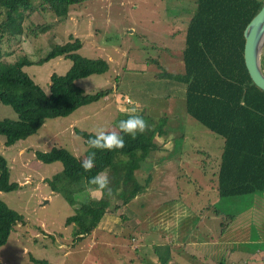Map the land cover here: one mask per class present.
<instances>
[{
  "label": "rangeland",
  "instance_id": "rangeland-1",
  "mask_svg": "<svg viewBox=\"0 0 264 264\" xmlns=\"http://www.w3.org/2000/svg\"><path fill=\"white\" fill-rule=\"evenodd\" d=\"M193 9L192 0H87L71 8L66 21H56L47 12L31 16L24 26L36 30L48 26L44 34L0 45V58L33 61L72 35L81 44L78 55L108 64L106 73L79 79L76 86L84 94L111 90L106 98L65 118L46 120L34 135L12 146L5 147L0 136L9 182L18 185L16 191L0 192V201L23 218L0 247V264H166V260L218 264L228 252L226 241L240 238L241 233L249 240L256 238L264 228V191L217 196L213 175L222 140L186 114L183 99L175 98L182 85L163 77L182 72L184 30ZM69 67L70 61L55 58L23 71L48 94L49 77L64 75ZM260 67L264 74V49ZM121 107L144 110L143 116H149L144 120L152 129L148 119L161 118L157 128L163 133L156 132L157 149L134 173L144 191L126 206L113 202L119 209L103 216L100 227L105 224V230L79 238L74 236V224L65 225L75 211L45 182L60 172L61 165L43 164L33 153L55 147L83 160L85 146L73 130L122 133L118 125L126 119ZM4 119L17 120L10 107L0 104V121ZM73 188L79 205L83 197L77 186ZM82 193L94 198L97 192ZM184 233L185 241L193 245L170 244V236L180 238Z\"/></svg>",
  "mask_w": 264,
  "mask_h": 264
},
{
  "label": "trees",
  "instance_id": "trees-1",
  "mask_svg": "<svg viewBox=\"0 0 264 264\" xmlns=\"http://www.w3.org/2000/svg\"><path fill=\"white\" fill-rule=\"evenodd\" d=\"M84 1L87 0H37L36 3L0 0V45L9 41L19 44L22 38L44 34L48 26L39 30L24 26L31 16L47 12L56 21H66L70 9ZM192 1L194 9L187 19L180 56L182 72L164 74L163 77L182 85L175 98L183 99L186 114L222 140L213 175L217 196L257 195L264 191V92L251 83L242 50L243 30L259 11L263 0ZM80 46L78 39L71 35L65 43L51 47L43 57L33 61L26 57L13 62L0 58V104L10 107L17 118L16 121H0V136L5 147L34 135L46 120L65 118L76 109L111 93V90H105L84 94L76 86L79 79L108 71L106 61L78 55L76 51ZM55 58L70 61V67L64 75L49 77L48 94H45L23 68ZM143 113L144 110L135 112L147 119L149 116L144 117ZM124 118L129 117L125 114ZM148 120L154 129L147 126L135 137L118 133L123 137L124 147L112 150L90 148L87 141L94 139L95 135L73 130L85 146L83 160L90 153H96L95 166L90 171L83 169V160L79 161L62 148L52 147L47 152L33 153L34 158L43 164L61 165L60 172L45 182L51 192L61 195L75 211L65 219V225H75L74 236H88L104 215L119 209L112 205L113 202L119 201L121 206H126L144 191V187L136 182L134 173L148 154L157 149L153 142L156 132L163 133L157 128L161 118ZM104 171L108 174V187L102 195L96 198L88 195L86 198L82 192L97 191L98 187L89 180ZM75 186L83 197L79 205L74 200L76 193L72 192ZM17 189L16 183L9 182L6 162L0 156V192ZM215 212L219 213L218 210ZM224 216L233 220V216ZM22 223V216L0 201V247L5 245L15 226Z\"/></svg>",
  "mask_w": 264,
  "mask_h": 264
},
{
  "label": "clouds",
  "instance_id": "clouds-1",
  "mask_svg": "<svg viewBox=\"0 0 264 264\" xmlns=\"http://www.w3.org/2000/svg\"><path fill=\"white\" fill-rule=\"evenodd\" d=\"M106 98V97H105ZM128 103L131 104L132 101L129 98ZM121 112L128 115L127 120H121L119 122V129L127 134H131L133 137H135V134L137 131L144 132L147 124L146 121L143 119V117L136 115L135 108H126L121 107ZM88 146L90 148L95 149H107L112 150L114 148H123L124 147V140L123 137H121L117 132H106L103 129H100L96 132L95 138H90L88 141ZM95 157L96 153L92 152L90 153L83 161H82V167L85 171H90L95 166ZM89 183L96 184L97 187V193L102 195L103 190L108 187V174L107 171L98 173L95 177L91 178L89 180ZM111 190L109 189V192Z\"/></svg>",
  "mask_w": 264,
  "mask_h": 264
},
{
  "label": "crops",
  "instance_id": "crops-1",
  "mask_svg": "<svg viewBox=\"0 0 264 264\" xmlns=\"http://www.w3.org/2000/svg\"><path fill=\"white\" fill-rule=\"evenodd\" d=\"M151 153H154V151H151L148 154V156ZM98 195H99L98 193H95L94 198L98 197ZM137 197L138 196H136L134 199H137ZM129 203H131V202H129ZM168 209H170V208H168ZM219 212H221V211H219ZM174 217H175V215H174ZM174 217L172 219L173 222L176 221V219ZM103 220H105V217H102V219L99 221V223L95 227V229H93V231L97 232L98 230L99 231H101L103 229L105 230V224H102V226L100 227ZM233 220H234V218H233ZM118 224L119 223H117L116 225H118ZM166 225H167V227H169V229H171L167 223H166ZM110 226L113 227L114 223L110 222ZM93 231H92V233H93ZM243 235L244 234L241 233L240 238H238V237L232 238V239H229L228 241L225 242L228 244L229 248L225 250V252L228 250L226 255L221 257L222 258V261H221L222 264H223L224 260H225L224 264H264V228H260V231L258 232V235L256 236V238L249 240L248 235H246L245 237H242ZM79 238H83V237L79 236ZM170 238H171V240H169V242L171 241L170 244L172 246L179 245V244L182 245L184 242H185V244L193 245V244H191V242L185 241V233H184V237L176 238L174 235H172V236H170ZM203 243L205 244L206 241H203ZM186 257H189V256L187 255ZM166 264H177V263H172V261L166 260Z\"/></svg>",
  "mask_w": 264,
  "mask_h": 264
},
{
  "label": "water",
  "instance_id": "water-1",
  "mask_svg": "<svg viewBox=\"0 0 264 264\" xmlns=\"http://www.w3.org/2000/svg\"><path fill=\"white\" fill-rule=\"evenodd\" d=\"M242 57L251 83L264 92V74L260 67L261 52L264 49V0L259 11L243 30Z\"/></svg>",
  "mask_w": 264,
  "mask_h": 264
}]
</instances>
